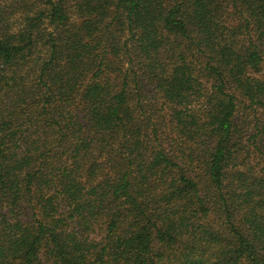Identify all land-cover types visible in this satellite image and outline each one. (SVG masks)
I'll return each mask as SVG.
<instances>
[{
    "label": "trees",
    "instance_id": "obj_1",
    "mask_svg": "<svg viewBox=\"0 0 264 264\" xmlns=\"http://www.w3.org/2000/svg\"><path fill=\"white\" fill-rule=\"evenodd\" d=\"M0 264H264V0H0Z\"/></svg>",
    "mask_w": 264,
    "mask_h": 264
}]
</instances>
